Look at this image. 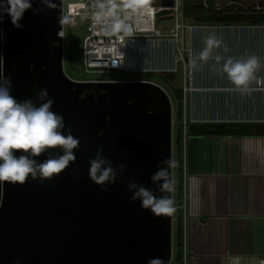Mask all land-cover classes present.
I'll use <instances>...</instances> for the list:
<instances>
[{"label": "water", "instance_id": "water-1", "mask_svg": "<svg viewBox=\"0 0 264 264\" xmlns=\"http://www.w3.org/2000/svg\"><path fill=\"white\" fill-rule=\"evenodd\" d=\"M64 1L53 0L52 9L33 0L21 29L7 15L0 23V72L11 77L12 95L35 100L46 88L53 111L64 117L65 134L71 128L80 140L76 161L54 180L0 184V264H147L149 258L170 264L173 215L143 210L128 190L130 181L155 189L151 175L162 160H173L170 96L148 80L69 77L59 35ZM173 3L161 0L162 6ZM101 147L117 171L125 165L108 191L89 178L90 159ZM170 177L173 185V168Z\"/></svg>", "mask_w": 264, "mask_h": 264}, {"label": "clouds", "instance_id": "clouds-1", "mask_svg": "<svg viewBox=\"0 0 264 264\" xmlns=\"http://www.w3.org/2000/svg\"><path fill=\"white\" fill-rule=\"evenodd\" d=\"M40 2L49 8H57L53 0ZM147 3L148 0H94L91 15L93 27L98 28L105 37L117 36L123 41V37L133 33V27L127 21L145 8ZM32 4L33 0H0V23H3L7 15L14 27L23 28L20 21L24 13L32 8ZM33 10L37 14L43 11ZM69 22V18L62 13L60 25L63 27ZM59 35H63L62 31ZM204 45L193 60L194 66L197 62L206 63L209 59H214L219 66L216 70L222 75L226 74L235 90L241 93L252 90L251 85L256 79L257 71L264 67L261 58L256 55L225 58L219 52L213 55V51L221 47V40L215 35L206 37ZM227 50L225 46L224 51ZM35 96V100L29 98L18 101L12 95L11 77L0 72V184L23 185L29 178L41 183L51 181L77 159L75 150L80 147V140L72 134L71 128L65 134L64 117L53 111L54 100L50 98L48 90L40 89ZM103 151L102 147L98 148L95 157L90 159L89 178L100 185L102 190L108 191V185L116 183L118 176L125 170V165L120 164L117 171L113 162L102 154ZM45 153L48 154L45 160L40 162L36 159ZM174 167L175 163L171 158L160 162L158 170L150 177L156 185L155 189L130 181L128 190L133 193L130 201L139 200L143 210H150L158 218L172 216L176 207L170 195L173 191L170 171ZM156 191L164 195L157 196ZM147 264H160V260L149 258Z\"/></svg>", "mask_w": 264, "mask_h": 264}, {"label": "rangeland", "instance_id": "rangeland-1", "mask_svg": "<svg viewBox=\"0 0 264 264\" xmlns=\"http://www.w3.org/2000/svg\"><path fill=\"white\" fill-rule=\"evenodd\" d=\"M184 6L186 0H181ZM70 2V1H66ZM190 3H203L214 6L215 16L222 14V8L231 5L234 8L240 6L252 8L259 11L264 8V0H189ZM155 5L160 4V0H154ZM67 5V3H65ZM65 16L68 8L65 7ZM184 20L194 26L191 33H188L189 45L192 49L193 57L204 48V40L209 35H215L221 40V47L213 51V55L219 52L225 58L246 57L247 55H256L264 62V25H220L207 24L201 22L198 16L192 13L189 16L184 15ZM168 23L161 24L164 28ZM64 71L77 80L96 79V80H149L161 85L169 94L173 106V200L176 211L173 214V250L170 264H182L176 259L180 251L177 244V228L179 222L178 203L182 200L180 192L179 171L182 170V178L185 166V154L183 149L186 146L188 137H185L187 131L182 126L184 117L190 122L192 117L196 122H258L264 124V67H261L256 73V79L252 82V90L248 93H241L235 90L234 86L227 79L226 74H220L216 69L214 59H209L206 63L197 62L193 65V79L189 85L184 82L183 74H172L163 72H152L151 69H160L170 66L172 57L166 46L151 45L135 48L130 55L131 68L136 71H111V72H86L82 59L71 61L68 57V39L72 34H84V25L72 26L70 22L64 25ZM190 35V37H189ZM227 47V52L224 47ZM193 59V60H194ZM188 78V77H187ZM194 87L192 93L188 91ZM175 88H180L183 93V100L179 102L175 94ZM186 97H184V92ZM181 109V110H180ZM179 135L183 138L182 156L180 147L177 144ZM183 183V182H182Z\"/></svg>", "mask_w": 264, "mask_h": 264}, {"label": "crops", "instance_id": "crops-1", "mask_svg": "<svg viewBox=\"0 0 264 264\" xmlns=\"http://www.w3.org/2000/svg\"><path fill=\"white\" fill-rule=\"evenodd\" d=\"M183 186L179 262L264 264V133L188 137Z\"/></svg>", "mask_w": 264, "mask_h": 264}, {"label": "built area", "instance_id": "built-area-1", "mask_svg": "<svg viewBox=\"0 0 264 264\" xmlns=\"http://www.w3.org/2000/svg\"><path fill=\"white\" fill-rule=\"evenodd\" d=\"M93 2L94 0H65L63 2V14H65V7H67V14L70 15V25H84V34L79 35L82 37V62L86 72L136 71V69L131 68L130 55L132 51L140 46L161 45L166 46L170 51L172 63L165 68L151 69L149 71L166 72L176 75L182 73L184 82L187 83L189 81V85L193 84L190 82V79H193L192 62L194 57L192 49L188 47V33L192 32L194 26L184 20L181 0H174L173 5L168 7L162 6L161 0L159 5H155L153 0H148L146 7L127 21V23L132 25L133 33L131 36L123 37V41L117 36L105 37L100 33L98 28L93 27L91 20V15L94 11L92 7ZM164 23H168V25H165L164 28L160 27ZM61 31L64 43V25ZM120 35L122 36L123 34L121 33ZM86 81L100 82L108 80L86 79ZM187 90L192 93L196 89L194 90V87H190ZM187 90L184 92V97H186ZM194 121L191 117L190 122H188L185 115L182 124L185 133L188 125ZM186 137H188L187 134H185L184 138L186 139ZM184 154L186 165V146L183 149V156ZM182 201L184 211V186Z\"/></svg>", "mask_w": 264, "mask_h": 264}, {"label": "trees", "instance_id": "trees-1", "mask_svg": "<svg viewBox=\"0 0 264 264\" xmlns=\"http://www.w3.org/2000/svg\"><path fill=\"white\" fill-rule=\"evenodd\" d=\"M154 1V0H153ZM185 16L192 13L196 14L201 22L207 24L220 25H264V8L254 11L252 8L240 6L237 9L231 5L222 8V14L215 16L216 9L214 6L203 3H190L186 0L183 6ZM68 57L71 61H79L82 59V37L79 34H72L68 39ZM175 94L179 102L182 99V90L175 88ZM181 110V109H180ZM264 133V124L258 122H196L190 123L187 128V136H235V135H251ZM177 144L180 147V155L182 156V136L177 138ZM179 171L180 192L183 199V178L182 170ZM182 200L178 203L179 222L177 228V244L182 248L183 244V228H182ZM181 252L176 255V259H180Z\"/></svg>", "mask_w": 264, "mask_h": 264}]
</instances>
